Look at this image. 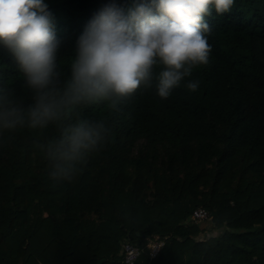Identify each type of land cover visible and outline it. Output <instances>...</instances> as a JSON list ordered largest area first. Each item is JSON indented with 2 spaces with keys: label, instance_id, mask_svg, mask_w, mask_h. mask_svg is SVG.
<instances>
[{
  "label": "trees",
  "instance_id": "1",
  "mask_svg": "<svg viewBox=\"0 0 264 264\" xmlns=\"http://www.w3.org/2000/svg\"><path fill=\"white\" fill-rule=\"evenodd\" d=\"M111 2L45 0L64 79L79 36ZM205 20L209 62L168 98L153 85L116 110L81 109L111 131L71 178L50 179L35 146L55 126L0 132V264H121L124 240L142 249L134 264H264V0H235ZM188 80L199 81L195 92ZM0 89L31 103L3 46ZM197 208L220 236L195 239L202 222H183ZM155 237L164 245L150 258L145 244Z\"/></svg>",
  "mask_w": 264,
  "mask_h": 264
},
{
  "label": "clouds",
  "instance_id": "2",
  "mask_svg": "<svg viewBox=\"0 0 264 264\" xmlns=\"http://www.w3.org/2000/svg\"><path fill=\"white\" fill-rule=\"evenodd\" d=\"M235 0H112L89 21L76 42L70 75L57 62L59 41L45 0H0V46L14 57L27 106L9 89H0V132L27 128L56 134L36 147L49 177L64 181L102 146L110 127L81 117V109L106 104L116 110L139 89L155 85L166 99L193 70L207 65L211 32L205 17L229 13ZM184 87L195 92L198 80Z\"/></svg>",
  "mask_w": 264,
  "mask_h": 264
},
{
  "label": "built area",
  "instance_id": "3",
  "mask_svg": "<svg viewBox=\"0 0 264 264\" xmlns=\"http://www.w3.org/2000/svg\"><path fill=\"white\" fill-rule=\"evenodd\" d=\"M211 220H212V217L208 213L207 210H205L204 208H197L192 212V214L183 223L184 224H188V223L196 224V223H200L204 221H211ZM163 245H164V240L158 239L156 237L152 239H148L145 248L148 251L149 257L150 258L155 257L159 253ZM141 252H142V249L133 245L128 240H124L121 243L120 252H119V256L121 257V264H134L140 257Z\"/></svg>",
  "mask_w": 264,
  "mask_h": 264
},
{
  "label": "rangeland",
  "instance_id": "4",
  "mask_svg": "<svg viewBox=\"0 0 264 264\" xmlns=\"http://www.w3.org/2000/svg\"><path fill=\"white\" fill-rule=\"evenodd\" d=\"M187 220V219H186ZM190 224V223H188ZM200 226L204 229L195 239L200 241L207 239L209 237H218L221 235V230L215 229L212 226V220L211 221H204L200 224ZM147 243V241H146ZM146 246V244H145Z\"/></svg>",
  "mask_w": 264,
  "mask_h": 264
},
{
  "label": "water",
  "instance_id": "5",
  "mask_svg": "<svg viewBox=\"0 0 264 264\" xmlns=\"http://www.w3.org/2000/svg\"><path fill=\"white\" fill-rule=\"evenodd\" d=\"M129 239H131V237H129Z\"/></svg>",
  "mask_w": 264,
  "mask_h": 264
}]
</instances>
